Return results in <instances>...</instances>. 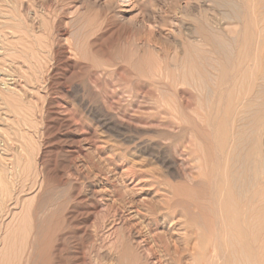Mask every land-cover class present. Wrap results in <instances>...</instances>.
<instances>
[{
	"label": "rangeland",
	"instance_id": "1",
	"mask_svg": "<svg viewBox=\"0 0 264 264\" xmlns=\"http://www.w3.org/2000/svg\"><path fill=\"white\" fill-rule=\"evenodd\" d=\"M0 10V28L15 24L0 31V264H198L182 251V218L168 232L149 209L179 180L156 156L179 159L191 180L211 168L196 137V74L193 108L183 113L172 88L188 51L185 66L217 57L194 20L220 19L221 9L210 0H0ZM29 48L39 62H25ZM119 118L129 122L120 132Z\"/></svg>",
	"mask_w": 264,
	"mask_h": 264
},
{
	"label": "bare ground",
	"instance_id": "2",
	"mask_svg": "<svg viewBox=\"0 0 264 264\" xmlns=\"http://www.w3.org/2000/svg\"><path fill=\"white\" fill-rule=\"evenodd\" d=\"M210 1L221 9L220 19L209 15L197 17L195 30L205 43L211 45L217 57L206 56V64L202 66L192 63L185 66L189 60L188 51L183 57L184 62L181 61L183 64L175 68L179 72H174L177 76L172 94L180 98L176 102L183 113L193 108L194 95L188 85L196 74L200 88L195 107L203 110L201 121L195 122L196 137L205 141V159L211 168L203 176L200 165L202 171L197 174L198 178L191 180L179 159L156 156L166 173L176 174L179 180L171 185L173 195L170 200L157 201L149 212L156 225L168 232L167 225L170 227L176 218H182L179 222L186 223L183 234L188 244L184 250L180 249L194 257L198 264H219L218 258L222 259L220 264H264V0ZM8 29H15V24L8 22L0 31ZM192 49L205 51L199 47ZM26 51L22 52H28L30 58L27 56L25 62L37 63L40 51L37 48ZM16 80L12 82L16 83ZM86 106L88 112L95 110L90 104ZM101 112L107 116L103 109ZM123 119L113 123L118 132L128 126L129 122ZM210 245L213 253L209 256ZM180 249L174 247L177 256Z\"/></svg>",
	"mask_w": 264,
	"mask_h": 264
}]
</instances>
